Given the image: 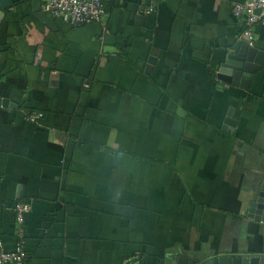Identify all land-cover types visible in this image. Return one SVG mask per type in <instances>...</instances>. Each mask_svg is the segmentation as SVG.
Returning <instances> with one entry per match:
<instances>
[{"label": "crops", "instance_id": "obj_1", "mask_svg": "<svg viewBox=\"0 0 264 264\" xmlns=\"http://www.w3.org/2000/svg\"><path fill=\"white\" fill-rule=\"evenodd\" d=\"M246 1H159L149 13L146 0H105L102 23L73 26L6 0L3 252L16 249L25 203V264L264 256V213L249 210L264 167V69L248 89L217 76L247 29L233 13ZM253 33L264 51V26Z\"/></svg>", "mask_w": 264, "mask_h": 264}, {"label": "built area", "instance_id": "obj_2", "mask_svg": "<svg viewBox=\"0 0 264 264\" xmlns=\"http://www.w3.org/2000/svg\"><path fill=\"white\" fill-rule=\"evenodd\" d=\"M105 0H42V8L45 13L54 18L60 19L73 26L102 23L107 12L104 7ZM149 2V13L153 12L159 1L168 0H146ZM260 10L257 14L256 11ZM233 13L243 20L247 29L241 39L250 46H254L253 27L264 26V0H247L244 3H237L233 7ZM28 121L40 123L42 114L32 112L28 115ZM16 223L18 225V239L16 249L12 252L0 253V264H25V216L31 211L30 204H18L15 209ZM1 248V243H0Z\"/></svg>", "mask_w": 264, "mask_h": 264}, {"label": "water", "instance_id": "obj_3", "mask_svg": "<svg viewBox=\"0 0 264 264\" xmlns=\"http://www.w3.org/2000/svg\"><path fill=\"white\" fill-rule=\"evenodd\" d=\"M5 2L0 0V24L5 17ZM33 11L36 17L40 20L45 19L47 14L42 12V0H32ZM256 13H260L257 10ZM264 69V51L258 46H250L245 42L240 41L231 48V53L226 56V59L218 68V79L223 85L232 84L243 89H248L255 74ZM0 99V104H1ZM230 116V114H229ZM230 124V119L225 121ZM234 123H232L233 125ZM256 197L250 202L251 213H264V167L256 172ZM2 249L0 248V253ZM170 264H264V256H236L225 255L207 262H190L186 259H177L171 261Z\"/></svg>", "mask_w": 264, "mask_h": 264}, {"label": "trees", "instance_id": "obj_4", "mask_svg": "<svg viewBox=\"0 0 264 264\" xmlns=\"http://www.w3.org/2000/svg\"><path fill=\"white\" fill-rule=\"evenodd\" d=\"M104 5H105V1H104ZM105 7V6H104ZM26 261H27V257L25 258V263H26Z\"/></svg>", "mask_w": 264, "mask_h": 264}, {"label": "rangeland", "instance_id": "obj_5", "mask_svg": "<svg viewBox=\"0 0 264 264\" xmlns=\"http://www.w3.org/2000/svg\"><path fill=\"white\" fill-rule=\"evenodd\" d=\"M258 14V13H257ZM256 27V26H255ZM254 28V27H253ZM243 42V41H242Z\"/></svg>", "mask_w": 264, "mask_h": 264}]
</instances>
